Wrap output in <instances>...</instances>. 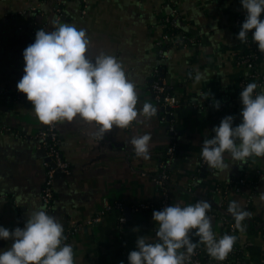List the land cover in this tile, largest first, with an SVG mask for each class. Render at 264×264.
<instances>
[{
  "label": "crops",
  "instance_id": "0c3cea01",
  "mask_svg": "<svg viewBox=\"0 0 264 264\" xmlns=\"http://www.w3.org/2000/svg\"><path fill=\"white\" fill-rule=\"evenodd\" d=\"M57 1L60 15L54 12ZM170 7L178 13L179 27L194 37L193 42L173 48L164 63L167 85L180 101L173 118L178 152L170 167L171 199L183 206L205 200L215 207L224 195L217 187L245 174L248 182L242 191L228 188L224 195L228 206L235 201L250 213L243 231L232 235L236 237L234 247L245 259L264 264V171L256 174L264 167V157L252 156L240 165L226 152L224 163L229 170L208 167L203 177L197 173L202 142L206 136L210 138L213 127L229 115L234 117L233 126L241 122L237 81L244 69L231 56L233 51L243 50L232 25V19L244 12L240 0H0V89H17L24 74L22 53L34 42L37 30L51 31L58 23H68L85 30L89 58L104 53L121 63L135 85L140 112L127 128L114 126L102 138L94 123L79 118L56 122L59 148L71 173L55 177L54 197L47 211L41 200L45 152L35 137L43 123L26 98L0 100V227L10 231L23 228L27 214L38 207L66 226L118 200L126 207L158 201L152 177L173 136L167 122L158 116L145 117L142 108L151 103L149 83L152 69L159 63L157 41L164 31L159 20ZM197 72L204 77L199 82ZM216 101L218 110L213 107ZM144 134L151 137L148 159L138 157L130 143ZM250 193L246 209L245 198ZM153 211L157 210L135 212L130 208L122 224H118V212L111 211L99 223L74 233L65 242L73 248L74 264H120L136 250L139 236L154 242ZM209 218L218 236L220 223ZM190 235L195 236L194 230ZM11 243L0 239V251Z\"/></svg>",
  "mask_w": 264,
  "mask_h": 264
},
{
  "label": "clouds",
  "instance_id": "9594fccd",
  "mask_svg": "<svg viewBox=\"0 0 264 264\" xmlns=\"http://www.w3.org/2000/svg\"><path fill=\"white\" fill-rule=\"evenodd\" d=\"M240 3L246 16L236 38L246 42L251 31L253 43L264 54V19L260 18L264 0H240ZM89 45L85 30L75 25L58 23L51 31L37 30L34 42L22 53L24 74L16 88L25 95L43 124L79 118L94 123L102 138L114 126L127 128L137 119L138 96L121 63L104 53L89 58ZM203 78L197 72L196 82ZM257 87L256 83H249L240 91L242 109L238 125L233 126V116H225L213 127L214 135L203 140L200 154L209 168L219 172L229 170L224 163L226 152L240 165L249 157H264V91L255 93ZM213 107L218 110L219 101ZM155 112L151 104L143 105L145 117ZM150 139V134L131 139L138 157L149 158ZM210 208L209 202L198 200L183 207L171 204L153 211L156 239L148 242L139 236L136 250L128 254V264H185L197 247L190 235L193 230L212 258L225 260L236 237L225 234L217 238L207 215ZM228 212L235 220V228L243 231L242 222L250 213L235 201L229 203ZM0 239L12 241L10 247L0 251V264H74L73 248L64 243L63 225L42 207L27 214L23 228L10 231L0 227Z\"/></svg>",
  "mask_w": 264,
  "mask_h": 264
},
{
  "label": "built area",
  "instance_id": "2783aa9c",
  "mask_svg": "<svg viewBox=\"0 0 264 264\" xmlns=\"http://www.w3.org/2000/svg\"><path fill=\"white\" fill-rule=\"evenodd\" d=\"M171 0H164V2L170 3ZM54 12L58 15L61 14V4L59 1L54 5ZM240 15V16H239ZM264 18V13H261ZM246 12L236 15L232 19V25L238 34L240 25L244 22ZM163 26L164 31L157 41V49L159 63L153 67L151 72V78L149 83V90L151 95V105L156 109L153 116H158L160 120L168 123V131L172 134V140L164 148L162 157L159 160L158 172L152 177V181L155 187L159 191V199L154 203L139 202L131 205V208L135 212L144 210H162L166 206L180 204L171 199L170 186L172 184L171 178V165L177 156L178 146L174 138L176 134L173 126V118L175 109L180 105V101L172 93L170 87L167 85L165 79V61L170 59L171 50L176 47L185 46L188 43L194 41V37L186 30L179 27V16L174 7H170L159 20ZM251 31L249 32V38L246 42H243L242 51H233L231 53L232 59L236 66L244 69L243 75L237 81L238 91H240L249 83H256L258 85L255 93H259L264 87V54L258 51V47L253 43L251 39ZM203 94V93H201ZM8 97L18 99L26 98L24 94L17 91L13 92L7 89H0V100L7 99ZM194 107H199L201 104L192 103ZM234 125V120H233ZM214 135L211 134L210 138ZM38 140V147L42 148L45 152L44 165V180L41 191V200L44 203L47 211L51 208V203L54 197L53 185L54 179L58 174L69 175L71 173L70 164L63 158L61 150L59 148V134L57 131L56 123L52 125L43 124L35 135ZM206 163L200 156V162L197 168V173L201 174L202 169ZM264 167L258 168L256 171L257 176L262 174ZM245 174L238 176L235 179H230L227 184L217 187L219 192L224 195L227 193L228 188H232L235 192L240 193L242 187L247 184ZM254 182H250L252 185ZM222 195L215 207H211L208 211V217L217 218L220 223L221 232L217 236L220 238L227 235H234L240 230L235 228V220L230 217L228 212V203L226 197ZM251 203V193L246 195L244 206L247 209ZM183 207V205L180 204ZM125 203L123 201H115L111 205H107L99 209L91 217L77 222L72 225L63 226L64 236L66 240L64 243L73 236L77 231L93 226L99 223L102 218L111 211L118 212V224L125 223L126 216L124 214ZM245 222H242L243 229L245 228ZM264 230V226H263ZM156 231V227L153 228ZM194 243H197V247L194 254L189 259H186L185 264H254L252 260L245 259L233 246L232 251L227 258L223 261H217L212 258L206 250V246L199 243V237L196 235L191 237ZM183 251V250H182ZM128 255L124 257L120 264H128Z\"/></svg>",
  "mask_w": 264,
  "mask_h": 264
},
{
  "label": "water",
  "instance_id": "95a60500",
  "mask_svg": "<svg viewBox=\"0 0 264 264\" xmlns=\"http://www.w3.org/2000/svg\"><path fill=\"white\" fill-rule=\"evenodd\" d=\"M207 170H208V166L205 165V167L202 169V173L200 174L201 177H203L205 175ZM124 214L126 217H128L130 215V208L129 207H125Z\"/></svg>",
  "mask_w": 264,
  "mask_h": 264
},
{
  "label": "trees",
  "instance_id": "16d2710c",
  "mask_svg": "<svg viewBox=\"0 0 264 264\" xmlns=\"http://www.w3.org/2000/svg\"><path fill=\"white\" fill-rule=\"evenodd\" d=\"M240 16V15H239ZM242 25V24H241ZM241 25H240V27H241ZM240 27H239V29H238V32L240 31ZM178 152V151H177ZM230 217H232V215H230ZM233 218V217H232ZM244 222V221H243ZM249 222H246V224H248Z\"/></svg>",
  "mask_w": 264,
  "mask_h": 264
}]
</instances>
